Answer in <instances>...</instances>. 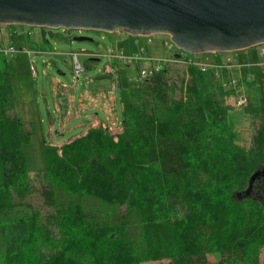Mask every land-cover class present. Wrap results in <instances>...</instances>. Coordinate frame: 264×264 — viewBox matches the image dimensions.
<instances>
[{"label":"trees","instance_id":"1","mask_svg":"<svg viewBox=\"0 0 264 264\" xmlns=\"http://www.w3.org/2000/svg\"><path fill=\"white\" fill-rule=\"evenodd\" d=\"M171 70L135 80V101L121 93L116 134L97 124L58 147L43 143V166L30 174L22 146L31 129L14 114L0 57L2 264H257L264 167L253 168L264 162V72L242 70L258 92L247 157L231 141L230 90L207 73L213 90L200 94L203 74Z\"/></svg>","mask_w":264,"mask_h":264},{"label":"rangeland","instance_id":"2","mask_svg":"<svg viewBox=\"0 0 264 264\" xmlns=\"http://www.w3.org/2000/svg\"><path fill=\"white\" fill-rule=\"evenodd\" d=\"M1 26L6 45L26 49L30 53L28 57L18 52L6 58L14 114L31 129L28 143L22 146L26 170L30 174L43 166V143L58 147L96 123L106 127L112 135L118 132L121 93L128 94L130 100L135 101L137 94H131L129 90L138 86L135 81L137 63L133 60L122 61L118 54L121 50L124 54L128 52L133 55L137 54L138 47H143L144 54L152 60L151 65L160 68L177 54L184 60L201 57L212 60L210 54L182 53L162 34L130 36L121 32L30 27L33 31L30 36H14L10 34L11 31L19 30L20 25ZM40 30L45 34L41 35ZM77 37H86L92 41H74L73 38ZM168 44H171L169 49ZM88 55L96 60H90L91 56ZM216 55L226 59L233 53ZM179 60L165 65L172 69L173 75L185 74L186 65ZM76 66L79 67L77 71ZM231 75L235 85H239L238 70L232 69ZM202 77L197 90L200 94L211 92L214 83H210V76L203 73ZM243 78V83L252 82L251 86H255L252 74ZM245 93L247 98L243 107L236 105L233 94L223 97V107L230 125L231 141L243 153H248L253 129L250 113L258 92L248 88ZM98 95L105 97L97 99ZM93 116L96 121H93ZM247 157H251V154L248 153ZM260 164L264 167L261 161L255 163L253 169ZM30 204L38 206L34 200ZM2 253L3 245L0 242V258ZM208 262H213V259L208 258ZM257 264H264L263 251L258 255Z\"/></svg>","mask_w":264,"mask_h":264},{"label":"water","instance_id":"3","mask_svg":"<svg viewBox=\"0 0 264 264\" xmlns=\"http://www.w3.org/2000/svg\"><path fill=\"white\" fill-rule=\"evenodd\" d=\"M0 25L162 34L187 55L234 53L264 44V0H0Z\"/></svg>","mask_w":264,"mask_h":264},{"label":"built area","instance_id":"4","mask_svg":"<svg viewBox=\"0 0 264 264\" xmlns=\"http://www.w3.org/2000/svg\"><path fill=\"white\" fill-rule=\"evenodd\" d=\"M27 26H21L19 27V30H12L10 34L14 36H30L33 31L28 28H24ZM42 31V30H41ZM43 34H45L44 31H42ZM3 33L4 30L2 26L0 25V57L1 58H7L8 55L12 56L14 54L23 53L27 57L30 55L28 50L22 49V48H14L11 45H6L3 39ZM167 48H171V44L167 45ZM252 51L255 55V61L252 63L243 64L239 62V54H246L247 52ZM212 56V60H209L207 57H201L196 58L194 60H184V59H178L181 63H183L186 66H190L197 71H199L201 74L208 73L214 77V79L218 80L221 84V86L226 89L230 90V92L235 97L236 105L239 107H243L245 105L246 101V94L245 90L248 89L250 85H252V82L243 83L246 75L250 74H243L242 70L248 71L249 69H252L253 67L258 68L261 72H264V44L254 46L253 48H248L242 51L234 52L233 55H231L229 58L221 59L218 58L216 53H208ZM204 55V54H203ZM119 57L122 61L125 60H133L137 63L138 70H137V81H141L144 78L147 77L150 73H157L160 71V67L156 66L153 67L151 65L152 60L145 56L143 47L138 48L137 54L134 56L126 57L123 56L121 53H119ZM173 58H170L169 61H165V65L167 63H172L175 61ZM76 71L79 69L78 66L75 67ZM232 69H236L239 72L240 81L239 85H235V81L232 79ZM250 71V70H249ZM223 79V82L221 81Z\"/></svg>","mask_w":264,"mask_h":264},{"label":"crops","instance_id":"5","mask_svg":"<svg viewBox=\"0 0 264 264\" xmlns=\"http://www.w3.org/2000/svg\"><path fill=\"white\" fill-rule=\"evenodd\" d=\"M138 48H140V47H138ZM129 50V49H128ZM137 52H138V50H137ZM119 53H121L123 56H128V57H130V56H134L136 53H134L133 55H130L131 53H128V52H126L125 54L122 52V50H121V52H118V54ZM88 56H91V55H88ZM145 56H147V55H145ZM92 57V56H91ZM91 57H89V58H91ZM93 58V57H92ZM138 67V66H137ZM93 94V97H94V92L92 93ZM99 97H105V96H103V95H98L97 96V99H99ZM96 115V114H95ZM94 117V116H93ZM97 119H95V117H94V119H93V121H96ZM96 125H97V123H96ZM95 125V126H96ZM92 126V125H91Z\"/></svg>","mask_w":264,"mask_h":264},{"label":"flooded vegetation","instance_id":"6","mask_svg":"<svg viewBox=\"0 0 264 264\" xmlns=\"http://www.w3.org/2000/svg\"><path fill=\"white\" fill-rule=\"evenodd\" d=\"M261 174H262V173H261ZM263 174H264V173H263ZM263 174H262V175H263ZM263 176H264V175H263Z\"/></svg>","mask_w":264,"mask_h":264}]
</instances>
